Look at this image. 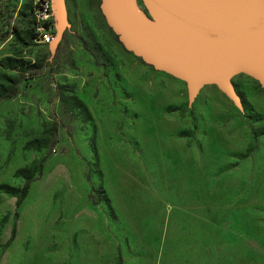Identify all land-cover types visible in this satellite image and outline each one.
<instances>
[{
	"label": "rangeland",
	"instance_id": "obj_1",
	"mask_svg": "<svg viewBox=\"0 0 264 264\" xmlns=\"http://www.w3.org/2000/svg\"><path fill=\"white\" fill-rule=\"evenodd\" d=\"M64 2L50 56L34 0H0V87H17L0 99V264H264V87L237 73L241 107L213 83L188 103L100 0Z\"/></svg>",
	"mask_w": 264,
	"mask_h": 264
},
{
	"label": "water",
	"instance_id": "obj_2",
	"mask_svg": "<svg viewBox=\"0 0 264 264\" xmlns=\"http://www.w3.org/2000/svg\"><path fill=\"white\" fill-rule=\"evenodd\" d=\"M140 2V4H139ZM100 0L105 22L125 49L185 81L190 103L213 83L237 107L230 78L245 73L264 87V0ZM50 56L69 27L64 0H50Z\"/></svg>",
	"mask_w": 264,
	"mask_h": 264
},
{
	"label": "trees",
	"instance_id": "obj_3",
	"mask_svg": "<svg viewBox=\"0 0 264 264\" xmlns=\"http://www.w3.org/2000/svg\"><path fill=\"white\" fill-rule=\"evenodd\" d=\"M32 10H33V6H32ZM47 26H52L51 22L45 23V27H47ZM38 67H39V65H36L34 63L30 64V66H29L30 73L25 78L33 77L34 73H36V71L38 70ZM16 89H17L16 82H13V81L10 82L7 87H0V99L11 98L16 93ZM28 182H29V180L27 179L25 181V183L19 189L18 194H17L16 199H15V202H14L15 207H18V205L21 203V201L25 197L27 190H28ZM107 200H108V198H107ZM16 215H17V212L14 211L13 216H16ZM14 234H15V225L13 223L11 228H10L9 238L7 241H11L14 237Z\"/></svg>",
	"mask_w": 264,
	"mask_h": 264
},
{
	"label": "built area",
	"instance_id": "obj_4",
	"mask_svg": "<svg viewBox=\"0 0 264 264\" xmlns=\"http://www.w3.org/2000/svg\"><path fill=\"white\" fill-rule=\"evenodd\" d=\"M32 13L35 21L40 25L42 30L40 34L41 40L43 43L47 44L54 33L51 27H55V25L45 27V23L50 22L48 19L50 15H52L50 0H34Z\"/></svg>",
	"mask_w": 264,
	"mask_h": 264
},
{
	"label": "crops",
	"instance_id": "obj_5",
	"mask_svg": "<svg viewBox=\"0 0 264 264\" xmlns=\"http://www.w3.org/2000/svg\"><path fill=\"white\" fill-rule=\"evenodd\" d=\"M210 255V254H209Z\"/></svg>",
	"mask_w": 264,
	"mask_h": 264
}]
</instances>
